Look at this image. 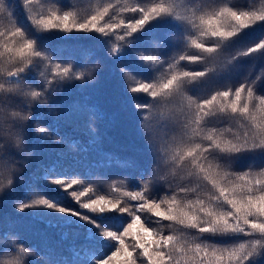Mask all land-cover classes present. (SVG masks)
<instances>
[{
  "label": "snow or ice",
  "instance_id": "1",
  "mask_svg": "<svg viewBox=\"0 0 264 264\" xmlns=\"http://www.w3.org/2000/svg\"><path fill=\"white\" fill-rule=\"evenodd\" d=\"M86 3L81 7L71 0L68 4L63 0H21L18 13L13 0H0V133L8 129L6 134L14 145L7 154L0 145V192L5 183L11 186L14 177L18 179L15 166L23 167L15 155L26 144L25 122L32 111L42 114L36 117L39 138L58 137L56 128L41 123L57 113L64 118L71 113L49 97L66 82L90 78L94 69L88 67L87 59L97 64L91 56L60 55L59 47H52L45 34L55 30L58 40L99 39L108 46L107 55L117 62L125 91L152 98L150 103H138L137 96L128 97L140 116L141 130L151 138V130L144 126L150 110L158 109L157 118L164 116L173 125L171 143L163 151L149 144L159 159L140 191H125L112 199L98 195L87 202L81 197L91 188L72 191L80 209L88 210L85 213L43 195L32 199L29 193L39 191L33 181L16 205L18 211L49 210L38 213L50 217L49 227L83 229L85 239L95 245L83 264H260L264 261V167L249 165L236 171L233 164L245 155L264 156V95H257L264 89V73L208 98L187 93L189 84L194 85L193 92L203 89L212 77L230 72L243 57L264 56V37L252 46L234 49L245 30L264 27V0H246L243 5L232 0ZM161 25L176 29L175 40L183 45L180 54L162 58L160 49L170 36L152 46V33ZM80 33L84 36H73ZM188 49L196 51L189 54ZM130 53L138 71L130 72L121 63ZM181 61L199 63L204 70L185 71ZM37 70L42 82L32 87ZM59 176L55 166H50L43 181L60 190L82 183ZM157 186L167 190L159 199L151 191ZM68 235L64 231L61 237L67 239ZM129 237L130 244L126 243ZM215 238L236 242L217 244L212 242ZM82 250H76L77 257ZM27 255L23 242L0 245V264H22ZM46 264L68 262L50 253Z\"/></svg>",
  "mask_w": 264,
  "mask_h": 264
},
{
  "label": "trees",
  "instance_id": "2",
  "mask_svg": "<svg viewBox=\"0 0 264 264\" xmlns=\"http://www.w3.org/2000/svg\"><path fill=\"white\" fill-rule=\"evenodd\" d=\"M21 0H13L16 11L20 12ZM65 4L69 0H63ZM73 5L86 7V0H71ZM232 3L243 5L246 0H232ZM259 3V0H257ZM131 15V14H128ZM22 16V14H21ZM52 47H59L60 55L91 58L97 60L92 65L91 59H87L88 67L93 68V74L86 80H74L66 82L53 92L49 101L55 100L71 113L64 118L57 113L56 116L47 117V123L58 130L59 136L41 140L36 131V117L42 115L33 110L26 124V144L22 151L16 150L15 159L23 164H17L16 171L18 179L14 177V184L9 186L5 183L4 191L0 192V245H8L10 242H23L28 249V255L22 259V264H36L37 261L45 262L49 254L56 259L67 261L68 264H83L87 257L93 254L95 245L85 239L83 229L75 225L66 228L49 227L48 216H41L44 209L18 211L16 205L24 198V193L29 183L35 181L39 191H32L29 195L32 199L43 195L52 198L62 205L81 210L85 213L87 209H80L79 203L71 197L72 191H86L81 197L82 202H87L89 197L105 195L108 198L121 197L125 191H140L143 181L150 179L152 170L156 167L158 155L149 149V144H154L163 151L165 146L171 143L174 136L173 125L164 116L157 118L160 110L152 109L149 112V122H145V129L151 130L152 136L148 137L146 131L140 127V116L134 109L130 95L138 97V103H150L152 98L144 93L130 94L125 91L124 82L117 62L107 55L108 46L100 43L99 39L71 38L58 40V33L45 34ZM176 29L172 25H161L152 33V46L160 44L166 39L164 47L160 49L162 58L180 54L183 45L177 44L175 40ZM74 37H83L84 34H73ZM264 37V27H253L240 34V39L234 45V49H242L252 46ZM141 47H149L142 45ZM189 54L195 49H188ZM121 63L131 71H138L135 57L130 53ZM181 67L185 71H203L199 63L181 61ZM36 72L37 83L42 82ZM264 73V56L255 53L252 57H243L234 69L227 73H221L218 77H212L203 89L197 88L192 91L194 85H188V95H196L208 98L215 91L225 90L227 86L238 87L246 79H255ZM264 79V77H262ZM31 82V81H28ZM38 90V89H37ZM264 95V89L257 92ZM16 110H19L17 108ZM25 114L27 110H25ZM7 124V121H5ZM0 133V145H3V154L14 149L10 137ZM51 132V128L49 129ZM31 153V155H28ZM23 157V159H22ZM249 165L264 167V156L245 155L236 160L233 167L236 171H244ZM50 166H55L59 172V178L71 177L82 181L72 185L71 188L60 190L59 186L45 184L43 177ZM143 173V175H142ZM53 177H49L51 180ZM119 189V191H116ZM156 199H159L167 191L157 186L151 190ZM151 198V197H150ZM127 199L126 197L124 198ZM30 202V201H29ZM136 204L138 201H131ZM163 207V205H162ZM36 213V214H34ZM144 221L145 214H140ZM150 215V214H149ZM153 219H159L153 217ZM165 224L168 222H164ZM112 230H115L113 227ZM68 232V238L62 239V232ZM135 231L139 232V228ZM167 234L168 229H165ZM79 235H76V233ZM151 239V237H148ZM241 239H247L241 237ZM213 243H235V240L227 238H215ZM126 243H132V238H126ZM19 246V245H17ZM83 248L77 257L76 250ZM114 250V249H113ZM95 255H99L98 252ZM11 259V257H4ZM260 264H264L261 261Z\"/></svg>",
  "mask_w": 264,
  "mask_h": 264
}]
</instances>
